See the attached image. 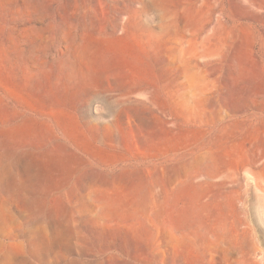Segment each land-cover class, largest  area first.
<instances>
[{
    "label": "bare ground",
    "instance_id": "6f19581e",
    "mask_svg": "<svg viewBox=\"0 0 264 264\" xmlns=\"http://www.w3.org/2000/svg\"><path fill=\"white\" fill-rule=\"evenodd\" d=\"M162 9V0H88L58 8L49 19L36 1L0 0V264H83L81 255L95 263L93 246L115 242L103 237L117 227L108 223L115 213L146 223L145 208L131 198L145 174L117 180L114 168L130 161L116 152L125 126L128 136L146 143L163 135L165 65L179 66L176 47L165 45ZM131 29L145 48L136 46ZM51 34L58 45L48 53ZM136 105L150 118L135 117ZM219 146L238 167L255 166L257 158L246 151ZM218 185L238 180L226 177ZM171 193L163 206L176 218L209 220L211 206L223 203V192L207 187ZM156 212L163 210L157 205Z\"/></svg>",
    "mask_w": 264,
    "mask_h": 264
},
{
    "label": "rangeland",
    "instance_id": "374dc122",
    "mask_svg": "<svg viewBox=\"0 0 264 264\" xmlns=\"http://www.w3.org/2000/svg\"><path fill=\"white\" fill-rule=\"evenodd\" d=\"M33 1L48 11L49 19L58 8L88 2ZM162 1L165 45L176 47L179 66L170 71L165 65L163 135L158 142L146 143L128 136L130 128L125 126L116 152L118 158L126 153L130 161L114 168L117 180L145 174L142 190L136 186L131 198L145 208L146 223L115 213L108 223L116 221L117 227L103 233L105 240L115 242L93 246L95 263L85 255L79 259L83 264H264V0ZM75 22L73 31L78 33L80 14ZM131 32L136 46L145 48L139 33ZM51 39L48 53L58 45L57 37ZM133 109L135 117L150 118L144 107ZM220 143L256 157L255 166L238 167L223 154ZM233 176L238 185H218ZM205 179L209 184L197 186ZM197 187L223 192V203L211 206L216 210L209 220L176 218L165 211L163 197L167 200L173 189ZM247 187L252 195L244 192ZM157 205L163 213L156 212ZM126 237L129 243L123 245ZM109 254L113 263L105 261Z\"/></svg>",
    "mask_w": 264,
    "mask_h": 264
}]
</instances>
